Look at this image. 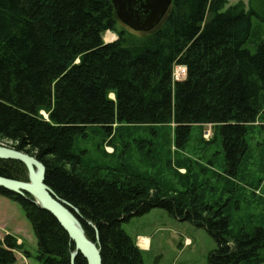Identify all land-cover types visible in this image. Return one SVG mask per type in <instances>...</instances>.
<instances>
[{"label":"trees","instance_id":"1","mask_svg":"<svg viewBox=\"0 0 264 264\" xmlns=\"http://www.w3.org/2000/svg\"><path fill=\"white\" fill-rule=\"evenodd\" d=\"M226 4L172 0L154 28L134 31L111 0H0V143L43 163L46 185L97 244L102 264H143L122 224L152 209L205 230L216 244L210 264H264V226L235 231L228 206L203 203L194 185L166 191L124 166L88 165L74 150L88 127L172 122L181 149L192 125H211L234 177L249 126L264 113V0ZM107 31L116 39L105 42ZM0 176L27 180V171L0 158ZM0 194L31 223L37 264H71L74 244L55 217L28 193ZM23 246L5 235L0 264H17ZM72 264L87 263L77 253Z\"/></svg>","mask_w":264,"mask_h":264},{"label":"rangeland","instance_id":"2","mask_svg":"<svg viewBox=\"0 0 264 264\" xmlns=\"http://www.w3.org/2000/svg\"><path fill=\"white\" fill-rule=\"evenodd\" d=\"M249 1L227 0L226 7L238 2L248 7ZM255 8L259 11L257 4ZM252 20L257 23L255 18ZM109 36L112 38L115 34L105 32L104 41H111ZM262 38L263 34L260 35ZM174 74L180 78L176 68ZM41 113L47 117L45 112ZM262 115L264 113L249 126L246 135L248 151L234 177L226 171L221 144L211 125H192L181 149L175 146V125L172 122L115 123L108 133L101 126L88 127L86 138L75 139L74 150L88 165L102 169L124 166L133 174L159 181L166 191H183L187 185H194L203 203L228 206L227 214L235 231L242 227L250 230L264 226ZM2 197L5 196L0 194V241L7 234L14 236L24 245L20 251H15L17 264H37L39 250L31 223L18 202ZM122 227L131 237H136L138 243V234L151 238L150 248L142 252L143 264H210L207 255L216 246L205 230L175 220L161 209L133 217Z\"/></svg>","mask_w":264,"mask_h":264},{"label":"water","instance_id":"3","mask_svg":"<svg viewBox=\"0 0 264 264\" xmlns=\"http://www.w3.org/2000/svg\"><path fill=\"white\" fill-rule=\"evenodd\" d=\"M172 0H111L118 19L134 31H149L168 11ZM0 158L22 162L27 170V180L0 176V188L18 195L28 193L32 201L48 211L73 242L71 264L80 253L87 264H102L100 249L84 233L71 208L45 183V166L35 156L0 143Z\"/></svg>","mask_w":264,"mask_h":264},{"label":"crops","instance_id":"4","mask_svg":"<svg viewBox=\"0 0 264 264\" xmlns=\"http://www.w3.org/2000/svg\"><path fill=\"white\" fill-rule=\"evenodd\" d=\"M2 198H5V197H2ZM6 200V199H4ZM6 233H8L6 231ZM136 236H140V243L137 242V238L135 237V241H136V244L138 245V247L143 251H147L150 246H151V238L148 236V235H145V234H138ZM142 237V238H141Z\"/></svg>","mask_w":264,"mask_h":264}]
</instances>
